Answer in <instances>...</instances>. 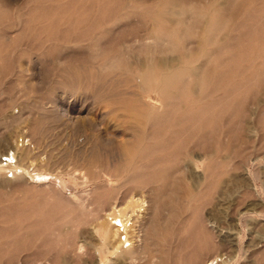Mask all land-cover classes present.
Returning <instances> with one entry per match:
<instances>
[{"label":"rangeland","instance_id":"obj_1","mask_svg":"<svg viewBox=\"0 0 264 264\" xmlns=\"http://www.w3.org/2000/svg\"><path fill=\"white\" fill-rule=\"evenodd\" d=\"M125 1L0 0V264H264V0L220 1L232 42L208 68L204 97L179 87L176 100L157 74L144 92L105 66L141 68L163 56L183 65V53L201 62L195 11L213 0ZM175 7L185 9L177 38L171 21L155 20Z\"/></svg>","mask_w":264,"mask_h":264},{"label":"bare ground","instance_id":"obj_2","mask_svg":"<svg viewBox=\"0 0 264 264\" xmlns=\"http://www.w3.org/2000/svg\"><path fill=\"white\" fill-rule=\"evenodd\" d=\"M127 1V0H126ZM126 1H125V3H126ZM174 1V0H173ZM221 0H213V3H212V6H211V3L209 4V8H208V10L207 9H198V10H196L195 11V17H196V19H197V21H196V23H200V27H201V31L199 32V35H197V37H198V41H197V43H198V46H199V50L202 52V54H201V62H198V63H200V65H197L195 62H193V60H191V58L190 57H188L187 56V54L188 53H183V55L182 56H178L179 57V60H181L180 62L181 63H183V65H179L180 63H178L177 61V64H176V62L175 63H173V66H170V63L167 61V60H165L166 59V57L165 56H163L165 59H162V58H160V60H156V61H153V60H149V61H147V63L143 66V64L141 65L142 67L141 68H134V67H130L129 65H127L126 63H123V61H121V60H119V61H117V58H116V61L117 62H119L117 65H108V66H105V67H110V71L111 72H119L120 70L121 71H124V74H125V76H123V78H122V76H117V78H122V81H121V79H119L120 81V83L122 84V82L125 84V85H127L128 87H130V88H132V90H133V88H134V86H136L137 87V89H138V87L139 88H143L144 89V92L145 91H147L148 90V88H150L151 87V84H149L148 83V78H149V76L150 75H152V77H153V75H155V74H157V78H160V83H161V85H163L164 87H165V89H166V87H171L172 88V91H168V90H164V92L166 93L165 95H169V97H172V99H174L175 98V100H176V96H178V94H179V92L180 91H187L189 94H191L193 97H202L203 95H205L206 94V91H207V88H206V84H207V82H210V79H211V74L212 73H210L211 71H210V69H209V71H208V68L210 67V68H214V70L216 69L215 67H217V63H216V61L219 59L218 57H220L221 56V54L223 53V51H224V47L226 46V44L228 43V42H230V41H228V38H229V35H226V33H225V35H224V32H225V30L227 29V19H224L223 18V14L225 13V10H227V9H224V8H222L221 7V3L222 2H220ZM233 1H234V3H235V1H237V0H228V6L229 5H232L231 3H233ZM251 0H249V2H250ZM124 2V1H123ZM128 2V1H127ZM132 2V1H131ZM240 4H242L243 2H245L244 0H240ZM264 2V1H263ZM133 3V2H132ZM161 4V2L160 1H158V4ZM165 3H167L166 1H165ZM171 3V2H170ZM188 3V2H187ZM191 3V2H190ZM194 3V2H193ZM206 3H208L207 1H206ZM206 3H205V5H206ZM98 4V3H97ZM127 4V3H126ZM125 4V5H126ZM128 4H130L129 2H128ZM141 4V3H140ZM139 4V5H140ZM144 4V3H143ZM157 4V5H158ZM163 4V3H162ZM168 4V3H167ZM173 4V3H172ZM201 4V3H200ZM246 4V3H245ZM250 4V3H249ZM138 5V4H137ZM135 6V7H138V6ZM142 5V4H141ZM140 5V6H141ZM149 5V4H148ZM148 5H146L147 7H148ZM192 5V4H191ZM205 5H203V6H205ZM239 5V4H238ZM246 5H248V4H246ZM264 5V4H263ZM98 6H99V4H98ZM103 7H104V5H102ZM110 6V5H109ZM108 6V7H109ZM130 7H133V6H131V5H129ZM152 6V5H151ZM155 6V5H154ZM169 6V8L171 7L170 5H168ZM179 6V5H178ZM207 6V5H206ZM234 6V5H233ZM232 6V7H233ZM241 6V5H240ZM262 6V5H261ZM142 7V6H141ZM144 7V6H143ZM166 7V6H165ZM208 7V6H207ZM227 7V6H226ZM247 7V6H246ZM245 7V8H246ZM264 7V6H263ZM59 8V7H58ZM110 8V7H109ZM128 8V7H127ZM149 8V7H148ZM152 8H153V6H152ZM189 8V7H188ZM187 8V9H188ZM202 8V7H201ZM205 8V7H204ZM239 8V7H238ZM242 8V7H241ZM101 9V8H100ZM115 9V8H114ZM135 9L136 8H133V10L135 11ZM138 9V8H137ZM145 9V8H144ZM156 9H157V7H156ZM160 9V8H159ZM158 9V10H159ZM191 9V8H190ZM252 9H254L253 7H252ZM256 9V8H255ZM37 10V9H36ZM153 10V9H152ZM194 10V9H193ZM231 10V9H230ZM229 10V11H230ZM241 10H243V9H241ZM256 10H258V9H256ZM91 11V10H90ZM113 11V8L111 9V13L112 14H114V12H112ZM139 11V10H138ZM153 11H157V10H153ZM152 11V12H153ZM159 11H161V10H159ZM158 11V12H159ZM262 11V10H261ZM109 12V11H108ZM133 12V11H132ZM143 12H145V11H143ZM146 12H148L147 10H146ZM185 12V9L183 8H180V7H175V8H172V9H170V10H167V11H165V10H163L162 9V11H161V13H159V15L157 16V15H155V17L157 16V18L155 19V20H158V19H160V21L162 20L163 21V19H165V20H169V21H171L170 22V24L171 23H173V26H169L168 27V30H166V31H169V32H171V33H173L172 35L175 37V33H176V31L178 32V31H180L181 29H182V27H180L179 26V24H180V16L183 14ZM228 12V11H227ZM236 12H237V10H236ZM241 12H243V11H241ZM102 13H104V12H102ZM101 13V14H102ZM110 13V14H111ZM120 13V12H119ZM118 13V14H119ZM130 13H131V10H130ZM139 13V12H138ZM157 13V12H156ZM84 14H86V16L88 17V14L87 13H85L84 12ZM125 14V13H124ZM132 14V13H131ZM236 13H234V15H235ZM253 14H254V12H253ZM252 14V15H253ZM40 15V14H39ZM80 15V14H79ZM79 15H77V16H79ZM117 15V14H116ZM136 15V14H135ZM228 15H229V12H228ZM227 15V17L228 18H230L229 16ZM237 15V14H236ZM241 15V14H240ZM248 15H249V13H248ZM81 16V15H80ZM85 16V15H84ZM89 16H90V14H89ZM96 16V15H95ZM98 16H100V15H98ZM107 16V15H106ZM111 17L112 16H114V15H110ZM189 16H192L191 14L189 15ZM233 16V15H232ZM39 17V16H38ZM63 17H65V16H63ZM63 17H61V18H63ZM67 17V16H66ZM87 17H85V18H87ZM95 18L94 17V15L93 16H91V18ZM101 17H102V15H101ZM101 17H97V18H100L101 19ZM111 17H109L110 19H111ZM140 17V16H139ZM143 17V16H142ZM142 17H140V18H142ZM147 17V16H146ZM247 17H249V16H246V18ZM254 17V16H253ZM53 19L55 18V17H52ZM60 18V19H61ZM81 18H83V14H82V17ZM80 17L78 18V19H81ZM89 18V17H88ZM90 18V19H91ZM108 18V17H107ZM106 18V19H107ZM118 18V17H117ZM133 18V17H132ZM136 18H138V16H136ZM144 18V17H143ZM153 18V17H152ZM189 18V17H188ZM194 18V17H193ZM226 18V17H225ZM231 18H233L234 19V17H231ZM236 18H238L237 16H236ZM235 18V19H236ZM252 18V17H251ZM40 19V18H39ZM41 19H43V18H41ZM51 19V18H50ZM74 19V18H73ZM106 19L104 20V21H106ZM146 19V18H145ZM248 19V18H247ZM250 19V18H249ZM253 19H255V18H253ZM55 20H57L56 18H55ZM93 20V19H92ZM91 20V21H92ZM102 20V19H101ZM143 20V19H142ZM190 20V19H189ZM256 20V19H255ZM41 21V20H40ZM59 21V20H58ZM74 21V20H73ZM78 21V23H79V20H77ZM81 21H82V19H81ZM90 21V22H91ZM95 21V20H94ZM161 21V22H162ZM191 21V20H190ZM189 21V22H190ZM235 21V20H234ZM43 22V21H42ZM47 22V21H46ZM83 22V21H82ZM107 22V21H106ZM143 22V21H142ZM150 22V21H149ZM148 22V23H149ZM156 22H158V21H156ZM156 22H154V23H156ZM160 22V23H161ZM187 22V21H186ZM194 22V21H193ZM233 22V21H232ZM239 23H241L240 21H238ZM243 22V21H242ZM61 23H62V20H61ZM63 23H64V21H63ZM62 23V24H63ZM73 22H71V24H72ZM122 23V22H121ZM129 23H130V21H129ZM129 23H127V25L126 26H128V24ZM151 23V22H150ZM160 23H157V24H160ZM196 23H195V25H196ZM252 23V22H251ZM254 23V22H253ZM76 24V23H75ZM87 24V23H86ZM90 24V23H89ZM124 23H122V25H123ZM142 24V23H141ZM141 24H139V25H141ZM145 24V23H144ZM163 24V23H162ZM229 24V23H228ZM233 24V23H232ZM243 24H245L244 22H243ZM54 25V24H53ZM60 25V24H59ZM58 25V26H59ZM82 25V24H81ZM93 24H91V25H89V26H91V27H93L92 26ZM96 25H98V24H96ZM103 25H104V23H103ZM117 25H120L121 26V24H117ZM125 25V24H124ZM161 25V24H160ZM188 25V24H187ZM194 25V26H195ZM202 25V26H201ZM240 25V24H239ZM238 25V26H239ZM62 26V25H61ZM66 26V25H65ZM83 26V25H82ZM88 26V27H89ZM102 26V25H101ZM115 26V25H114ZM141 26H143V24L141 25ZM193 26V25H192ZM193 26V29L195 28ZM197 26V25H196ZM238 26H235V28H237ZM54 27H56V26H54ZM53 27V28H54ZM60 27V26H59ZM58 27V28H59ZM72 27V26H71ZM230 27H231V25H230ZM239 27H242L241 25L239 26ZM51 28H52V26H51ZM51 28H50V26H49V31H51ZM57 28V27H56ZM55 28V29H56ZM62 28H64V26L62 27ZM70 28V27H69ZM76 28V27H75ZM133 28H135V27H133ZM164 28V27H163ZM185 28V30L187 29L186 28V26L184 27ZM243 28H244V26H243ZM242 28V29H243ZM247 28V27H246ZM72 29V31H74V28H71ZM99 29V28H98ZM103 29V28H102ZM107 28H105V30H106ZM112 29L114 30V28L112 27ZM155 29V28H154ZM196 29V28H195ZM195 29H194V31H195ZM198 29H200V28H198ZM198 29H196V32H197V30ZM231 29V28H230ZM46 30H48V28L46 29ZM78 30V29H77ZM87 30H88V28H87ZM86 30V31H87ZM97 30V29H96ZM134 30V29H133ZM136 30V29H135ZM153 30V29H152ZM165 30V29H164ZM183 30V29H182ZM238 30H240L239 28H238ZM68 30H66V32H67ZM91 31H92V28H91ZM89 32V35H91L92 34V32ZM107 31H108V29H107ZM143 31H144V28H143ZM157 31V30H156ZM160 31H162V30H160ZM60 32V31H59ZM71 32V31H70ZM78 33H79V31H77ZM109 32V31H108ZM114 32V31H113ZM112 32V33H113ZM134 33V35H135V31H133ZM157 32H159V31H157ZM241 32V31H240ZM38 33V32H37ZM72 33V32H71ZM70 33V34H71ZM97 33V32H96ZM99 33V32H98ZM116 33V32H115ZM114 33V34H115ZM121 33V32H120ZM128 33V32H127ZM144 33H146V32H144ZM151 33V32H150ZM154 33H155V30H154ZM153 33V34H154ZM160 33V32H159ZM230 32H228V34H229ZM56 34H57V32H56ZM64 34H66V33H64ZM83 34H85V33H83ZM125 34V33H124ZM124 34H122V36L124 35ZM131 34V33H130ZM179 34H181V33H179ZM184 34V33H183ZM223 34V37L221 36V38H220V35H222ZM36 35V34H35ZM50 35V34H49ZM68 35H69V32H68ZM68 35H67V37H68ZM71 35H73V34H71ZM71 35H69L70 36V38H71ZM99 35V34H98ZM119 35V34H118ZM142 35H144V34H141L140 36H142ZM155 35V34H154ZM159 35H161V34H159ZM158 35V36H159ZM165 36H166V32H165V34H164ZM182 35V34H181ZM234 35V34H233ZM233 35H230V38H232V36ZM44 36V35H43ZM43 36H41V37H43ZM73 36H75V35H73ZM81 36L83 37V35L81 34ZM121 36V37H122ZM126 36H129V35H126ZM145 37H147V35H144ZM150 36H151V34H150ZM153 36V35H152ZM182 36H184V35H182ZM58 37V36H57ZM81 37V38H82ZM99 37V36H98ZM103 37V36H102ZM136 38H137V36H135ZM156 37V36H155ZM163 38H161L160 39V41L161 40H164L165 38H164V36H162ZM169 37H172V36H169ZM61 38V37H60ZM73 38V37H72ZM84 38V37H83ZM89 38V37H88ZM125 38V37H124ZM139 38H141V37H139ZM167 38V37H166ZM175 38H177V37H175ZM180 39H181V37H179ZM183 38V37H182ZM185 38V37H184ZM187 38H188V36H187ZM51 39V38H50ZM55 39V38H54ZM65 39V38H64ZM67 39V38H66ZM86 40H87V38H85ZM103 39V38H102ZM111 39V38H110ZM120 39V38H119ZM119 39H116V41L117 40H119ZM127 39V38H126ZM125 39V40H126ZM133 39H135V38H133ZM142 39V38H141ZM170 39L171 38H169V41L168 42H170ZM186 39V38H185ZM190 39H192V38H190ZM189 39V40H190ZM239 39V38H238ZM242 39V38H241ZM37 40V39H36ZM61 40H62V38H61ZM80 40V39H79ZM84 40V39H83ZM156 40V39H155ZM167 40V39H166ZM173 40H175L174 38H173ZM177 40V39H176ZM176 40H175V42H176ZM182 40V39H181ZM236 41H237V39H235ZM38 41V40H37ZM36 41V42H37ZM42 41V40H41ZM41 41H39V42H41ZM65 41V40H64ZM63 41V42H64ZM68 41V40H67ZM73 41V40H72ZM120 41V40H119ZM157 41H158V39H157ZM156 41V42H157ZM235 41V42H236ZM48 42V41H47ZM47 42H45V43H47ZM62 42V41H61ZM60 42V43H61ZM105 42V41H104ZM108 42V41H107ZM155 42V43H156ZM159 42V41H158ZM172 43V45H173V41H171ZM185 42V41H184ZM186 42H187V40H186ZM232 42V41H231ZM252 42V41H251ZM58 43H59V41H58ZM70 43V42H69ZM98 43V42H97ZM106 43V42H105ZM122 43H125V42H122ZM154 43V44H155ZM164 43V42H163ZM162 43V44H163ZM177 43H178V41H177ZM180 43V42H179ZM35 44H37V43H35ZM39 44V43H38ZM52 44H54V43H52ZM75 44V43H74ZM99 44V43H98ZM97 44V45H98ZM108 44V43H107ZM115 44V43H114ZM136 44V43H135ZM166 43H164V45H165ZM185 44V43H184ZM44 45V44H43ZM43 45H42V48H43ZM50 45H51V43H50ZM60 45V44H59ZM68 45V44H67ZM85 45V44H84ZM91 45V44H90ZM95 45H96V43H95ZM102 45H103V42H102ZM124 45V44H123ZM161 45V44H160ZM159 45V46H160ZM163 45V46H164ZM179 45V44H178ZM194 45V44H193ZM192 44L190 45L191 47L193 46ZM39 46V45H38ZM107 46H109V45H107ZM111 46V45H110ZM109 46V47H110ZM116 46V45H115ZM136 46V45H135ZM145 46V45H144ZM151 46V45H150ZM155 46H157V45H155ZM155 46H154V48H155ZM162 46V45H161ZM171 46V45H170ZM175 46V47H174ZM184 46V45H183ZM252 46H253V44H252ZM72 47H74V46H72ZM85 47V46H84ZM87 47H88V45H87ZM91 47V46H90ZM108 47V50H110V49H112V48H109ZM123 47V46H122ZM121 47V48H122ZM126 47V46H125ZM124 47V50H127L126 48ZM132 47H134L133 45H132ZM140 47V46H139ZM165 47V46H164ZM168 47V46H167ZM173 47L174 48H176V45H173ZM180 47H181V45H180ZM187 47V46H186ZM189 47V46H188ZM195 47V46H194ZM39 48V47H38ZM49 48H50V46H49ZM53 48L55 49L54 50V52L55 53H57V48H55V47H52V48H50V49H52L53 50ZM97 49H98V47H96ZM96 48H95V50H96ZM116 48H118V47H116ZM121 48H119V50L121 49ZM152 49L153 48V46H151V47H147V48H145V49ZM169 48V47H168ZM167 48V49H168ZM182 48V47H181ZM197 48V47H196ZM49 49V50H50ZM57 49V50H56ZM61 49H62V45H61ZM70 49L71 50H74V48L72 49L71 47H70ZM92 49V48H91ZM101 49V48H100ZM100 49H98V50H100ZM114 49V48H113ZM151 49H150V51H151ZM157 49V48H156ZM160 49V48H159ZM166 49V51L167 52H170L169 51V49L167 50ZM184 49V48H183ZM38 50V49H37ZM45 50V49H44ZM43 50V51H44ZM48 50V49H47ZM46 50V53L49 51H47ZM123 50V51H124ZM130 50V49H129ZM133 50V49H132ZM155 50V49H154ZM162 50V49H161ZM163 50H164V48H163ZM251 50V49H250ZM81 51H84L85 52V50H81ZM101 51V50H100ZM112 51V50H111ZM114 51H115V49H114ZM113 51V53H115ZM118 51V50H117ZM134 51V50H133ZM150 51H149V53H150ZM173 51V50H172ZM181 51H183V50H181ZM196 51H197V49H196ZM233 51V50H232ZM237 51V50H236ZM247 51H249V50H247ZM75 52V51H74ZM92 51H90V53H91ZM107 52V51H106ZM132 52V51H131ZM139 52V51H138ZM156 52V51H155ZM160 52V54H162V52L161 51H159ZM184 52H185V50H184ZM187 52H189L188 51V49H187ZM251 52V51H250ZM76 53V52H75ZM74 53V54H75ZM79 53H80V51H79ZM83 53V52H82ZM89 53V52H88ZM108 53V52H107ZM124 53V52H123ZM154 53V52H153ZM231 53V52H230ZM249 53V52H248ZM247 53V54H248ZM51 54H52V51H51ZM104 54H105V52H104ZM103 54V55H104ZM131 54V53H130ZM129 54V55H130ZM144 54V53H143ZM146 54V53H145ZM167 54V53H166ZM174 54H178V53H174ZM252 54H253V51H252ZM44 55V54H43ZM48 55V54H47ZM53 55H54V53H53ZM61 55V53H60V51H59V56ZM108 55L110 56V53H108ZM115 55V54H114ZM123 56H125L124 54H122ZM132 55V54H131ZM153 55V54H152ZM170 55H172V54H170ZM193 55V54H192ZM58 56V57H59ZM117 56V55H116ZM121 56V55H120ZM119 56V57H120ZM146 56V55H145ZM240 56H242V55H240ZM253 56H254V54H253ZM52 57V56H51ZM97 57H99V56H96V58ZM104 57V56H103ZM112 58L114 57L113 55L111 56ZM118 57V56H117ZM119 57H118V59H119ZM157 57V56H156ZM168 57L170 58L171 56H169L168 55ZM175 57V56H174ZM61 58V57H60ZM74 58V57H73ZM100 58V57H99ZM104 58H106L107 59V57H104ZM112 58H111V60H112ZM115 58V57H114ZM125 58H127L126 56H125ZM159 58H156V59H159ZM176 58V57H175ZM174 58V59H175ZM196 58V57H195ZM239 58V57H238ZM242 58V57H241ZM173 59V57H171V60L170 61H173L172 60ZM178 59V58H177ZM220 59H221V57H220ZM124 61L126 60V59H123ZM178 60V61H179ZM51 61H52V59H51ZM60 61V60H59ZM67 61H69V60H67ZM67 61H65V63L67 62ZM83 61H84V59H83ZM98 61V60H97ZM103 62H104V59L102 60ZM106 61V60H105ZM113 61V60H112ZM115 61V60H114ZM121 61V62H120ZM215 61V62H214ZM241 61V60H240ZM245 61V60H244ZM64 62V61H63ZM62 62V63H63ZM80 62V59H79V61H78V63ZM81 62H82V60H81ZM92 62V61H91ZM100 61H98V62H96V64H98ZM127 62V61H126ZM85 63H86V59H85ZM92 63H94V62H92ZM92 63H91V66H92ZM144 63V62H143ZM72 63H70V65H71ZM90 64V63H89ZM88 64V65H89ZM101 64V63H100ZM133 64V63H132ZM135 64V63H134ZM140 64H141V62H140ZM240 64V63H239ZM63 65H67V64H64L63 63ZM241 65V64H240ZM239 65V66H240ZM59 66H60V64H59ZM69 66V65H68ZM67 66V67H68ZM94 66H95V64H94ZM97 66H99V65H97ZM136 66H138V65H136ZM135 66V67H136ZM170 66V67H169ZM58 67V66H57ZM56 67V68H57ZM62 67V66H61ZM66 67V66H65ZM66 67V68H67ZM139 67V66H138ZM160 67V71L161 72H159V73H157V71H156V69L157 68H159ZM172 67V69L171 70H169V68H171ZM221 67V66H220ZM243 67V66H242ZM75 68V67H74ZM102 68H104V67H102ZM220 69V68H219ZM241 69V68H240ZM60 70V69H59ZM62 70V69H61ZM78 70V69H77ZM86 70V69H85ZM103 70V69H102ZM107 70V69H106ZM220 70H222V69H220ZM239 70V69H238ZM110 71H108V73L110 72ZM72 72V71H71ZM70 71H69V73H71ZM80 72H81V70H80ZM99 72V71H98ZM97 72V73H98ZM101 72V71H100ZM105 72H107V71H105ZM68 73V74H69ZM82 73V72H81ZM80 73V74H81ZM93 73V72H92ZM106 74L107 76L109 75V74ZM116 73V74H117ZM122 74H123V72H121ZM121 73H119V74H121ZM222 73V72H221ZM247 73V72H246ZM83 74V73H82ZM90 74V73H89ZM101 75H102V73H100ZM103 74H105V73H103ZM115 74V75H116ZM123 74V75H124ZM62 75V74H61ZM66 75V74H65ZM85 75V74H84ZM93 75V74H92ZM91 75V76H92ZM95 76H96V73L94 74ZM110 75H111V73H110ZM114 75V76H115ZM213 75V74H212ZM216 75H218V74H216ZM221 75V74H220ZM227 74H225L224 75V77H227L226 76ZM67 76V75H66ZM73 76V75H72ZM77 76H78V74H77ZM91 76H90V78H91ZM107 76H105V77H107ZM159 76V77H158ZM213 76H215V75H213ZM213 76H212V78H213ZM64 77V76H63ZM79 77V76H78ZM94 77V76H93ZM92 77V78H93ZM101 77V76H100ZM109 77V76H108ZM108 77H107V79H108ZM113 77V76H112ZM111 77V78H112ZM230 77V76H229ZM233 76H231V78H228V79H233L232 78ZM73 77H71V79H72ZM157 78H156V80H154V81H157ZM237 78V77H236ZM249 78V77H248ZM75 79H77V78H75ZM100 79V78H99ZM102 79V78H101ZM106 79V80H107ZM113 79V78H112ZM153 79V78H152ZM224 79H226L227 80V78H224ZM67 80V79H66ZM73 80V79H72ZM80 81H81V79H79ZM234 80V79H233ZM70 80H68V82H69ZM77 81V80H76ZM100 81V80H99ZM104 81H105V79H104ZM215 81V80H214ZM213 81V82H214ZM221 81V80H220ZM244 81H246V80H244ZM96 82V81H95ZM108 82H109V80H108ZM115 82H117V84L119 83L116 79H115ZM74 83H78V82H74ZM102 82L100 81V83H98V84H101ZM215 83V82H214ZM216 83H218V82H216ZM245 83V82H244ZM70 84V83H69ZM106 84V83H105ZM110 84H111V79H110ZM110 84H106L107 86L109 85L110 86ZM117 84H115L114 86H116ZM222 84V83H221ZM236 84V83H235ZM73 84H72V82H71V86H72ZM80 85V84H79ZM104 85V84H103ZM155 85V84H154ZM158 85H159V83H158ZM157 85V86H158ZM217 85V84H216ZM74 86H76V85H74ZM105 86V85H104ZM108 86V87H109ZM112 86H113V84H112ZM112 86H111V88H112ZM120 86V85H119ZM127 86H125V87H127ZM156 86V87H157ZM218 86H219V84H218ZM235 86V85H234ZM78 87H80V86H78ZM123 87V86H122ZM124 87V88H125ZM180 87V91L178 92L177 91V89ZM215 87V86H214ZM228 87H231L230 85L228 86ZM232 87H233V85H232ZM73 88H75V87H73ZM105 88H107V87H105ZM118 88H120V87H118ZM160 89H161V87H159ZM120 89H122V88H120ZM135 89V88H134ZM159 89V90H160ZM164 89V88H163ZM169 89V88H168ZM220 89V88H219ZM231 89V88H230ZM229 89V90H230ZM115 91L117 90V88H115L114 89ZM139 90V89H138ZM162 90V89H161ZM160 90V91H161ZM171 90V89H170ZM226 90V89H225ZM76 91V90H75ZM114 91V92H115ZM125 91V90H124ZM123 91V92H124ZM126 91H128V90H126ZM210 91V90H209ZM237 91V90H236ZM111 92H112V90H111ZM113 92V93H114ZM150 92V91H149ZM185 92L183 93L184 95H185ZM228 92V91H227ZM147 93V92H146ZM163 93V92H162ZM216 93H217V91H216ZM222 93V92H221ZM223 93H226V92H223ZM222 93V94H223ZM229 93H231V91L229 92ZM126 94V93H125ZM212 94H214V93H212ZM122 94H120L119 95V97L121 96ZM145 95V94H144ZM208 95H209V93H208ZM208 95H207V97H208ZM235 95V94H234ZM233 95V96H234ZM123 96H128V95H122V97ZM136 97L138 96V95H135ZM142 96V95H141ZM180 96H181V94H180ZM186 96V95H185ZM190 96V95H189ZM223 96V95H222ZM229 96L230 95H228V98H229ZM133 97V96H132ZM140 97V95L138 96V98ZM160 97H161V95H160ZM182 97V96H181ZM204 97V96H203ZM202 97V98H203ZM219 97V96H218ZM224 97H225V94H224ZM117 98H118V95H117ZM116 98V99H117ZM121 98V97H120ZM127 98V101H128V99H130V98H128V97H126ZM187 98H188V95H187ZM220 98V97H219ZM223 98V97H222ZM226 98V97H225ZM231 98V97H230ZM234 98V97H233ZM122 99V98H121ZM124 99H125V97H124ZM133 99V98H132ZM163 99H165V98H163ZM181 99V98H180ZM201 99V98H200ZM206 99V98H205ZM221 99V98H220ZM232 99V98H231ZM230 99V100H231ZM123 100V99H122ZM126 100V99H125ZM149 100V99H148ZM174 100V101H175ZM192 100V99H191ZM208 101H209V99H207ZM207 100H205V101H207ZM215 100V99H214ZM117 101V103H118V101L119 100H116ZM121 101V100H120ZM120 101H119V103H120ZM130 101H132V100H130ZM162 101H164V100H162ZM182 101V100H181ZM187 101V100H186ZM186 101L185 100H183V105H184V103H186ZM208 101H207V103H208ZM213 101V100H212ZM212 101H210V103H212ZM216 101H221V100H219L218 98H217V100ZM216 101H215V103H216ZM229 102V101H228ZM114 103V102H113ZM123 103H126V101H123ZM123 103H121V104H123ZM128 103H129V101H128ZM195 103H196V101H195ZM115 104V103H114ZM163 104V103H162ZM175 104V103H174ZM181 104V103H180ZM209 104V103H208ZM207 104V105H208ZM115 105H117V104H115ZM120 105V104H119ZM132 105V104H131ZM186 105H187V103H186ZM192 105H193V103H192ZM121 106H125V105H121ZM127 106H130V105H127ZM167 106V105H166ZM170 106V105H169ZM194 106H195V104H194ZM198 106V105H197ZM131 107V106H130ZM171 107H173V106H171ZM178 107H183L182 105H178L177 107H176V109L178 108ZM196 107V106H195ZM216 107V106H215ZM214 107V108H215ZM129 108V107H128ZM148 108H150V107H148ZM157 108V107H156ZM156 108L154 109V107H153V109H151V110H154V112L156 111ZM210 108V107H209ZM119 109H120V107H119ZM121 109H124L123 107H121ZM157 109H160V108H157ZM179 109L180 108H178V111H179ZM182 109V108H181ZM189 109V108H188ZM204 109H205V106H204ZM215 109H217V108H215ZM131 110H132V107H131ZM136 110H139V109H136ZM149 110V109H148ZM149 111L150 112V115L151 114H154V112L153 111ZM161 110V109H160ZM190 110V109H189ZM193 110V109H192ZM115 111V110H114ZM129 112H131L130 110H129ZM136 112V111H135ZM139 113L140 112H142V110H140V111H138ZM137 112V113H138ZM144 112V111H143ZM142 112V113H143ZM148 112V111H147ZM152 112V113H151ZM160 112V111H159ZM162 112V111H161ZM185 112V111H184ZM184 112H182V114H184ZM189 112V111H188ZM187 112H185V114H186ZM144 114V113H143ZM143 114H138V117H139V119H140V116L141 115H143ZM161 114V113H160ZM181 114V115H182ZM205 114V113H204ZM206 114H208V113H206ZM210 114V113H209ZM215 114H216V112H215ZM214 114V112H213V115H215ZM146 115H147V113H146ZM149 115V116H150ZM128 116V115H127ZM135 116H137V115H135ZM154 116V115H153ZM157 116H161V115H158L157 114ZM183 116V115H182ZM188 116V115H187ZM191 115H189V117H190ZM129 117H131V116H129ZM143 117H145L144 115H143ZM151 117V116H150ZM154 117H156V116H154ZM154 117H152V118H154ZM192 117V116H191ZM134 118V117H133ZM146 118V117H145ZM148 118V117H147ZM161 118V117H160ZM134 119H136V118H134ZM141 120H142V118H141ZM149 120V119H148ZM151 120V119H150ZM156 120V119H155ZM197 120V119H196ZM146 121H147V119H146ZM136 122V121H135ZM141 122H143V121H141ZM145 122V121H144ZM143 122V123H144ZM152 122V121H151ZM197 122V121H196ZM138 123V122H137ZM140 124V123H139ZM193 125V124H192ZM125 150H126V148H125ZM125 152V151H124ZM127 152V151H126ZM125 152V153H126ZM127 155V154H126ZM130 157V156H129ZM189 159V158H188ZM134 162V161H133ZM132 163V162H131ZM101 165V164H100ZM103 165V164H102ZM106 165V164H105ZM89 166V165H88ZM104 166V165H103ZM109 166H110V164H109ZM114 165H112L111 167H113ZM124 166H125V164H124ZM7 167V166H6ZM8 167H10V169H11V172H16V170H18V169H16V166H14V165H12V166H8ZM110 167V168H111ZM118 167V166H117ZM109 169V168H108ZM118 169V168H117ZM138 169V168H137ZM141 169V168H140ZM158 169V168H157ZM165 169V168H164ZM100 170H102V168H101V166H100ZM126 170V169H125ZM124 170V171H125ZM156 170V169H155ZM166 170V169H165ZM168 170V169H167ZM27 171V170H26ZM94 171V170H93ZM104 171V170H103ZM108 171V170H107ZM106 171V172H107ZM136 172H137V170H136ZM140 172H142V171H140ZM144 172V171H143ZM150 172V171H149ZM166 172V171H165ZM169 172V171H168ZM168 172L166 173V174H168ZM33 173V172H32ZM93 173H95V172H93ZM170 173V172H169ZM9 174V173H8ZM15 174H17V173H15ZM19 174H21V173H19ZM24 174V173H23ZM97 174V173H96ZM108 174V173H107ZM134 174H137V173H134ZM134 174H132V176L134 175ZM156 174V173H155ZM18 175V174H17ZM95 174H93V176H94ZM105 175V174H104ZM111 176V175H110ZM128 176H131L130 174L128 175ZM14 177H16V175L14 176ZM97 177H99V174H98V176ZM135 177V176H134ZM10 178V177H9ZM18 178V177H17ZM21 178H23V177H21ZM131 178V177H130ZM35 179V178H34ZM16 180V179H15ZM22 181V180H21ZM37 181V180H36ZM128 181H129V179H128ZM20 183V182H19ZM22 184H23V182H22ZM24 184H26V183H24ZM29 185V184H28ZM4 186V185H3ZM6 194V193H5ZM131 194V193H130ZM125 197V196H124ZM109 209V208H108ZM137 214V213H136ZM125 219V218H124ZM121 222H122V220H121ZM120 222V223H121ZM127 222V221H126ZM136 224V223H135ZM121 227H123V226H121ZM120 227V228H121ZM125 228V227H124ZM108 235V234H107ZM105 237V236H104ZM124 237V236H123ZM122 237V238H123ZM105 239V238H104ZM127 239V238H126ZM128 244V243H127ZM130 244V243H129ZM82 247V246H81ZM81 247H80V249H81ZM133 250V249H132ZM131 250V251H132ZM135 251V250H134ZM134 251H133V253H134ZM134 255V254H133ZM215 259V258H214Z\"/></svg>","mask_w":264,"mask_h":264}]
</instances>
